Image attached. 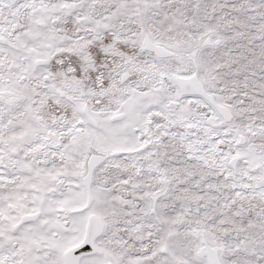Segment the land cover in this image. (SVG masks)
Segmentation results:
<instances>
[{
  "label": "snow or ice",
  "instance_id": "snow-or-ice-1",
  "mask_svg": "<svg viewBox=\"0 0 264 264\" xmlns=\"http://www.w3.org/2000/svg\"><path fill=\"white\" fill-rule=\"evenodd\" d=\"M0 264H264V0H0Z\"/></svg>",
  "mask_w": 264,
  "mask_h": 264
}]
</instances>
